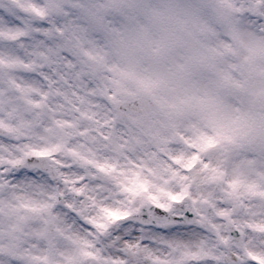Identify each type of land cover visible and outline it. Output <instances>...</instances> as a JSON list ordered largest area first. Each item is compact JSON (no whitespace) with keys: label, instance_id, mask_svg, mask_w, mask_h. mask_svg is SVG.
<instances>
[{"label":"clouds","instance_id":"9594fccd","mask_svg":"<svg viewBox=\"0 0 264 264\" xmlns=\"http://www.w3.org/2000/svg\"><path fill=\"white\" fill-rule=\"evenodd\" d=\"M0 264H264V0H0Z\"/></svg>","mask_w":264,"mask_h":264}]
</instances>
